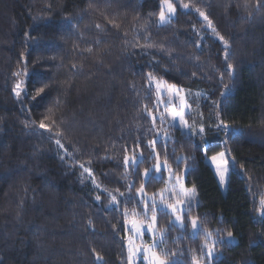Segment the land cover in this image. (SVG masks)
I'll use <instances>...</instances> for the list:
<instances>
[{"label": "trees", "instance_id": "trees-1", "mask_svg": "<svg viewBox=\"0 0 264 264\" xmlns=\"http://www.w3.org/2000/svg\"><path fill=\"white\" fill-rule=\"evenodd\" d=\"M171 1L175 16L160 25L161 0H0V264H128L125 220L145 218V200L152 215L149 198L165 192L157 154L195 189L186 220L200 223L194 234L157 204L158 252L193 264L207 229L221 241L211 264H264V0ZM197 8L229 42L227 62ZM149 73L200 92L191 102L205 136L161 118L168 106L156 101ZM41 120L55 127L40 129ZM220 150L230 164L225 193L205 161ZM125 155L137 157L134 167Z\"/></svg>", "mask_w": 264, "mask_h": 264}, {"label": "snow or ice", "instance_id": "snow-or-ice-1", "mask_svg": "<svg viewBox=\"0 0 264 264\" xmlns=\"http://www.w3.org/2000/svg\"><path fill=\"white\" fill-rule=\"evenodd\" d=\"M161 10L159 12V17H158V23L160 25L166 24L168 22H170L171 17L175 14L176 12V7L174 6V4L171 2V0H161ZM166 6V10L165 7ZM184 9H188L189 8V4L187 3H183L181 5ZM50 7V6H49ZM257 7H260V4L258 2ZM245 8H247V3H245ZM197 12H199V15L201 17H203V19L205 21H207V26L209 28H211L212 32L215 33V35L219 38V40L221 42H223L224 45V53H225V61L227 62L231 56V50H230V45L229 42L227 40H225V38L220 35L219 32H217L216 28L213 26L212 21L209 19L208 15L205 14V12L201 11L199 8L196 9ZM97 28H100V25H96ZM99 43V42H98ZM197 47H199V44H197ZM225 71L227 72V74L229 75V77H232L235 73V68L234 65L230 62L227 63V67L225 69ZM193 75H195V73H193ZM221 79H223V72L221 73ZM148 81L149 82H156V86H157V92L159 93L161 91V87L164 84L163 81H159L157 80V77L155 75H153L152 73L148 74ZM169 89H175L176 86L175 85H168ZM45 91V89L43 87L39 88L36 92V95L39 96L41 95L43 92ZM179 91V90H178ZM13 92L15 93V95L17 97L21 96V83L17 82V84L15 85V87L13 88ZM221 95H224V93H222ZM33 99H35V97H33ZM149 114L151 115V112H149ZM177 117H179L180 121L184 124V127H188L187 122L184 121V115H183V109H181V111L179 112H173L171 113V118L173 120H175ZM45 120H51V110H49V116H46L44 118ZM156 125V119L155 117H153V127H155ZM220 126H222L223 130L225 131V133L227 134L228 130H229V125L227 123H225L223 120L220 121ZM55 127V121H51V123L46 124L44 122V120H41V122L39 123V128L40 129H44L46 131H51L52 128ZM218 130H219V126H218ZM238 130H233V135L237 134ZM200 132H204V128L201 127L200 128ZM61 136L62 133L61 132H56L55 133V144L57 145L58 148L63 149L65 151L66 155H70L71 153L67 152V149L65 148V145L61 142ZM50 139L52 137H49ZM157 141L156 140H152L149 141V144L153 147V151H155V145H156ZM137 147H139V144H137ZM125 152H127V149H125ZM221 158H223L225 156V153H219L218 154ZM63 158V157H62ZM213 162H216L217 157H212ZM137 163V157L135 155L133 156H128L125 155L124 156V165L126 168L128 167H134ZM227 160H221L220 164L218 165L217 168V174L220 176V182L221 184H224L225 182V173L228 171L227 168ZM81 168H83L84 172H86L88 174L89 177H93V173L91 171L90 168L85 167L83 164L80 165ZM162 167L164 169H168V164L167 161L165 160L163 166L161 165V163L159 162V158H158V154H157V163L155 166V170L157 173H159L162 169ZM151 174V169H145L144 172V176L147 180V178L150 176ZM178 183H180V178H178ZM93 183L96 185L97 188L100 187V185L96 182V180L93 178ZM181 189H182V194L183 197L185 199H180V198H176L180 195V193H176L174 194L173 198H175V203H168L166 205V207L168 209L171 210V213L173 215H175L176 220L178 222H180L181 226H183L184 224V217L186 215L185 209H184V205L186 202V199H191L192 195L195 192V189H184L183 185L181 183ZM144 191H145V183H142L140 188L137 189V193L138 195H140L142 198L144 196ZM166 191V190H165ZM109 196L112 197V200L115 201L116 197L109 192L108 193ZM121 196H123V193H120ZM161 195V199L162 201L164 200L165 196H164V192L160 193ZM97 200L100 199V196L98 195L96 197ZM151 200V212H152V223L150 225H148V231L152 233L153 236V242L151 245L146 246V247H140V246H133L132 242L130 241V246H129V257H128V264H134L133 262V257H135L137 254H142L143 258L145 261H147V264H172V262H170L167 257H168V253L164 250H161L160 253H157L155 251V249L157 248L158 244L163 243L164 240V235H165V231L163 229L160 230L159 234H157L156 230H155V226H156V221H157V216L156 213L159 210L157 207V202L154 198H149ZM179 206L180 209V215H177V207ZM144 215L145 218H147V211L149 209V203L147 200H145L144 202ZM260 211L262 212V214H264V200L261 201V209ZM125 215L127 216L128 213L127 211L125 212ZM191 219V224L194 230H197L199 225H198V218L192 217ZM128 223V221L126 220V224ZM132 224V228L130 229L131 231H133L135 234L142 236L143 235V231H142V225L143 222H138L136 220H132L131 221ZM204 234L206 237V240L210 239L212 236V233L210 231H208L207 229L204 230ZM227 236L229 238V240L233 239V233L231 231H229L227 233ZM221 241H215L213 240L211 242V246H209L208 243H205L204 245H202V250H201V255L199 256V258L196 255H193V264H201V262L205 259V254L203 252L204 248H207V253H206V257H207V261L208 264H211L214 253H215V245L217 243H220ZM175 255V254H173ZM102 257H100L99 255H97V260H101Z\"/></svg>", "mask_w": 264, "mask_h": 264}, {"label": "rangeland", "instance_id": "rangeland-1", "mask_svg": "<svg viewBox=\"0 0 264 264\" xmlns=\"http://www.w3.org/2000/svg\"><path fill=\"white\" fill-rule=\"evenodd\" d=\"M164 7H165V10H166V6H164ZM174 16H175V14L171 18H173ZM158 17H159V15H158ZM151 83L153 84L154 90L156 92V101H158V103L162 107L168 106L167 108L163 109V115H162L161 118H163L168 124L178 126L180 129H182L183 131H185L187 133L199 134V135L205 136V134H206L205 130L202 133L200 132V128L201 127L204 128V125L197 119V116L195 114V110H196L195 109V105H194V103L191 102V99L193 97H198L200 92L184 89V88H182V87H180L178 85L164 82V84L161 87V91L158 93L157 92L156 82L153 81ZM168 85H175L176 88L175 89H169ZM181 109H183L184 121L187 122L188 127H184V124L180 121L179 117H177L175 120H173L171 118V113L179 112V111H181ZM209 142H210V139L209 140L208 139L204 140L203 145L205 146ZM219 153H225V151L224 150H220V151H218V152H216L214 154H205V161L211 166L214 174L216 175V178H217V181H218V184H219V187H220L221 191L223 193H225L226 190H227V183H228V175H229V170H230V164L227 161L228 162V164H227L228 171L225 173V182H224V184H221L220 176L217 174V168H218V165L220 164V161L222 159L223 160H227V158H226V154H225V156L223 158H221L218 155ZM214 156L217 157L216 162H213V160H212V157H214ZM160 163L163 166L164 162H160ZM162 169H164V168L162 167ZM162 169H161V171L159 173H157V172L156 173L158 175H160L162 173ZM165 174H166V182H167V184H166V188H165L166 191L164 192V196L168 195V197L164 198V200L162 201L161 195H160L159 200H157L158 207L168 211L171 214V217H170V222L171 223H173V224H175L176 226H179V227H184L185 224L188 222L189 225H190L191 232H193L194 234L197 233V231L200 229L199 220H198L199 227H198L197 230H194L193 227H192V224H191V219H190V218L195 217V216H190L189 215L188 220H186V215H185L184 224H183V226H181L180 222H178L176 220L175 215H173L171 213V210L166 207V205L168 203H173V204L175 203V198H173V196L176 193H180V195L178 197H176V198L185 199L183 197V194H182L181 183H182L184 189H193V188L185 186V184L183 183V178H184L183 176L180 177V183H178L177 182L178 181L177 175L173 176L172 173L170 172L169 167H168V169H165ZM169 190L172 191L171 194L169 193ZM170 197H172L171 201L169 200ZM192 198H194L193 195H192ZM191 199H186V202H185V205H184L185 212H187L189 207H190L189 201H191ZM260 209H261V207H260ZM260 209H259V212H260V214H262ZM176 214L180 215L179 206L177 207V213ZM152 215H150L147 218H140V219L136 218V217H128L126 219L128 221L127 224H126V220H125V227H126V231H127L126 232L125 245H126V250H127L128 257H129L130 241L132 242L133 246H140V247H146V246H149V245L152 244L153 236H152V233L148 231V225H150L152 223ZM195 218H197V217H195ZM132 220H136L138 222H141V221L143 222V225H142L143 235L142 236L137 235L133 231L130 230L132 228V224H131ZM155 230H156L157 234H159L160 229H158V227H157V221H156ZM233 237H234L233 239L229 240L228 236H226V240L228 242H230V243H234V242H236L237 238L234 235H233ZM213 240H214V237L212 235L210 239H208V240H206L204 242V244L208 243L209 246H211V242ZM155 251L157 253H159L157 248L155 249ZM206 253H207V248H204L205 256H206ZM215 254H216V251L214 253V256H215ZM168 260L170 262H172L171 259H168ZM133 262H134V264H147V261L144 260L142 254H137L135 257H133ZM201 264H208L207 259H204L201 262Z\"/></svg>", "mask_w": 264, "mask_h": 264}]
</instances>
